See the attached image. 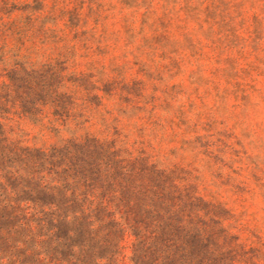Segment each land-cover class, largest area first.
I'll list each match as a JSON object with an SVG mask.
<instances>
[{
    "label": "rangeland",
    "instance_id": "1",
    "mask_svg": "<svg viewBox=\"0 0 264 264\" xmlns=\"http://www.w3.org/2000/svg\"><path fill=\"white\" fill-rule=\"evenodd\" d=\"M89 183L205 223L184 264H264V0H0V264H53L35 189Z\"/></svg>",
    "mask_w": 264,
    "mask_h": 264
},
{
    "label": "trees",
    "instance_id": "2",
    "mask_svg": "<svg viewBox=\"0 0 264 264\" xmlns=\"http://www.w3.org/2000/svg\"><path fill=\"white\" fill-rule=\"evenodd\" d=\"M97 188L93 183L84 190L77 185L68 194L65 187L37 185L31 200L34 215L54 244L50 253L55 264H118L120 242L126 235L132 237L133 264H184L183 259L190 262L197 256L193 250L203 247L207 225L184 220L183 209L172 210V198L166 193L150 190L149 209L127 218L117 216L123 199L113 203L105 190L96 195ZM193 207L186 206L190 211Z\"/></svg>",
    "mask_w": 264,
    "mask_h": 264
}]
</instances>
